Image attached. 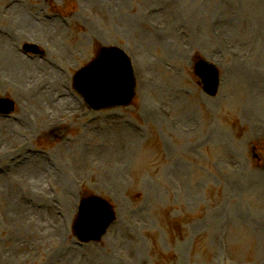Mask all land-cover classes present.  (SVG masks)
I'll list each match as a JSON object with an SVG mask.
<instances>
[{
    "label": "rangeland",
    "instance_id": "obj_1",
    "mask_svg": "<svg viewBox=\"0 0 264 264\" xmlns=\"http://www.w3.org/2000/svg\"><path fill=\"white\" fill-rule=\"evenodd\" d=\"M3 30L57 71L23 81L0 46V98L16 103L0 115V264H264V0H0L1 45ZM101 47L132 57L127 107L91 111L73 90ZM198 58L219 69L215 97ZM91 194L116 216L85 241L73 222Z\"/></svg>",
    "mask_w": 264,
    "mask_h": 264
},
{
    "label": "water",
    "instance_id": "obj_2",
    "mask_svg": "<svg viewBox=\"0 0 264 264\" xmlns=\"http://www.w3.org/2000/svg\"><path fill=\"white\" fill-rule=\"evenodd\" d=\"M204 65L206 69H203L210 70L208 65L205 63ZM198 70V74L201 76L206 85L205 89H207V91L211 94H214L217 86V72L211 69V73L209 72L206 76L201 67H198ZM116 74L117 76H115ZM111 78L116 87V89L112 91L103 90L99 93V91L96 90V85L94 84H90L86 88L84 87L85 80L87 79L90 83H93V80H97V82L102 84L104 81ZM77 86L82 90L88 99H95L97 94L98 96L102 95L103 97H107V103L109 104L127 102L132 95L131 92L127 95V91L132 90V80L126 58L116 49L103 50L96 62L90 65L88 69L84 70V72L78 76ZM116 95H119L120 98H117ZM112 218V212L109 210V206L105 202L98 198H89L82 201L81 211L75 228L81 238L88 236V240L98 239L112 221ZM95 222L98 223L92 226L90 230H86L88 224L91 225Z\"/></svg>",
    "mask_w": 264,
    "mask_h": 264
},
{
    "label": "bare ground",
    "instance_id": "obj_3",
    "mask_svg": "<svg viewBox=\"0 0 264 264\" xmlns=\"http://www.w3.org/2000/svg\"><path fill=\"white\" fill-rule=\"evenodd\" d=\"M130 22H132V21H130ZM52 23H56V21L54 20V22H52ZM3 33H5V35L8 34V32H6L5 30H3ZM8 35H9V39L3 41V45L0 44V46H2L1 47V51H3V53L5 54L4 57H7V61L9 63V65H10L11 71L12 72H17V71L20 70L19 71L20 73L18 74V77L21 80H23V81L24 80L26 81V79H33V78H36V77L44 78L43 76L37 74V72H39V71L36 70L38 67L35 66L33 63H31V61L26 60V59H22L21 55H17V54H15L14 51L10 50V44L13 43V42L10 40V36L11 35L10 34H8ZM37 63H39V62H37ZM40 71H42V70H40ZM14 75L17 76L16 73ZM49 78L51 80H56L59 77L55 76V75H52ZM49 97H50L49 95H46V96H43L42 99H43V101L45 103L50 104L53 101L49 100ZM63 104H65V103L62 101L59 105H63ZM60 107L64 108L65 106H60ZM55 109H58V106H56ZM54 120H55V118H54ZM32 160H33L32 163H36L37 162V159H32ZM36 168H38V167H33V169H28V170H32L33 171V175L36 178L42 177L41 179H45L47 176L42 174L41 170L36 169ZM64 185H65L64 188L66 190H68L70 185L67 182H65ZM42 228L44 230H46L50 235H52V232L54 234H56V235L62 234V231H61L62 229L60 227H58L57 229L54 230V229H50L49 225H42Z\"/></svg>",
    "mask_w": 264,
    "mask_h": 264
}]
</instances>
